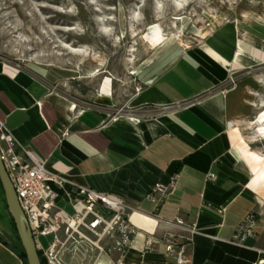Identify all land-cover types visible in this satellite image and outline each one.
Listing matches in <instances>:
<instances>
[{
	"label": "crops",
	"instance_id": "obj_1",
	"mask_svg": "<svg viewBox=\"0 0 264 264\" xmlns=\"http://www.w3.org/2000/svg\"><path fill=\"white\" fill-rule=\"evenodd\" d=\"M242 49L238 28L221 25L153 77L111 86L109 95L99 90L92 107L66 96L56 71L0 59V122L60 179L50 187L64 215H75L85 188L130 207L137 234L129 262L178 264L164 244L165 235L175 233L190 238L180 250L188 264H264V211L243 170L247 155L241 151L240 158L235 149L234 121L245 105L235 94H222L231 72L239 71L234 63ZM141 108L154 117L132 121L129 115ZM157 182H174L175 189L156 211L147 194ZM251 213L258 228L239 244L237 227ZM0 233V264H26L1 181ZM147 240L154 246L147 248ZM91 257L64 254L67 264H94ZM102 257L112 264L116 258Z\"/></svg>",
	"mask_w": 264,
	"mask_h": 264
},
{
	"label": "rangeland",
	"instance_id": "obj_2",
	"mask_svg": "<svg viewBox=\"0 0 264 264\" xmlns=\"http://www.w3.org/2000/svg\"><path fill=\"white\" fill-rule=\"evenodd\" d=\"M225 24L236 26L245 50L263 62L244 60V70L231 72L222 94H235L245 105L233 129L247 144V178L263 172L253 194L264 211V158L253 162L264 156V0H0V59L56 71L66 96L92 107L99 90L109 95L116 84L153 77ZM157 29L163 31L158 43L150 39ZM69 47L85 48L88 55ZM51 241L45 237L41 244Z\"/></svg>",
	"mask_w": 264,
	"mask_h": 264
},
{
	"label": "built area",
	"instance_id": "obj_3",
	"mask_svg": "<svg viewBox=\"0 0 264 264\" xmlns=\"http://www.w3.org/2000/svg\"><path fill=\"white\" fill-rule=\"evenodd\" d=\"M230 82L233 83L232 78ZM122 112L123 109H119L115 115ZM133 112L129 115L132 121L154 117L151 110L141 108ZM0 153L42 264H67L65 253L90 254L94 264L102 256H115L114 264H138L126 259L137 230L130 221L131 209L125 202L116 196L85 188L79 192L81 199L75 204V215L66 216L57 209V195L50 187L56 181L61 184L60 179L46 169V162L35 152L16 143L1 122ZM214 179L213 175L209 176L210 182ZM174 189V182L168 185L157 182L147 194V199L157 211ZM177 227L183 232L189 231L181 222H177ZM257 228V215L251 213L237 227L234 240L245 244ZM50 236L51 243L47 248L43 247L41 240ZM189 240L184 235L166 234L164 244L167 256L178 264H188L189 260L180 250L188 245ZM145 244L147 248L154 246L151 240Z\"/></svg>",
	"mask_w": 264,
	"mask_h": 264
},
{
	"label": "water",
	"instance_id": "obj_4",
	"mask_svg": "<svg viewBox=\"0 0 264 264\" xmlns=\"http://www.w3.org/2000/svg\"><path fill=\"white\" fill-rule=\"evenodd\" d=\"M0 181L3 191L5 192L6 205L10 212L11 219L15 224L16 232L18 233L21 246L24 249L28 264H42L40 261L37 247L35 246L34 238L28 229L26 219L24 218L21 206L19 205L16 191L14 190L10 177L7 175L4 163L1 160L0 153Z\"/></svg>",
	"mask_w": 264,
	"mask_h": 264
},
{
	"label": "bare ground",
	"instance_id": "obj_5",
	"mask_svg": "<svg viewBox=\"0 0 264 264\" xmlns=\"http://www.w3.org/2000/svg\"><path fill=\"white\" fill-rule=\"evenodd\" d=\"M181 3V2H180ZM178 5H179V3H178ZM136 13H135V17H136ZM178 21H182L183 22V24L185 25V24H187V22L189 21L187 18H182V19H178ZM242 23V22H241ZM189 24V23H188ZM103 28V27H102ZM106 30V29H105ZM154 32V31H153ZM163 32V31H162ZM162 32H161V30L160 29H157L156 30V32H155V34H154V36L153 37H151L150 39H151V41H154V42H156V43H158L161 39H162ZM109 34V33H108ZM124 34H126V33H124ZM176 35V34H175ZM181 35V34H180ZM164 36H165V34H164ZM180 37H182V36H180ZM123 39V38H122ZM120 40V39H119ZM125 40V39H124ZM240 40H241V42L244 44V45H246V41L241 37L240 38ZM149 43V42H148ZM181 43V42H180ZM150 45H153V44H150ZM174 45V44H173ZM172 47V46H171ZM176 47V45L174 46V48ZM70 48V47H69ZM155 48V47H154ZM70 50L73 52V53H75V54H78V55H83V56H86V55H88V52H87V50H85V48L83 49H76V48H70ZM173 50H175V49H173ZM172 50V51H173ZM180 50V49H179ZM165 51V50H164ZM166 51H168V50H166ZM175 52H177V50L175 51ZM166 53V52H165ZM163 54H164V52H163ZM239 56H238V59H237V61L234 63V67L236 68V69H243L244 70V67H243V61L245 60V61H251V62H253V63H258L259 65H262V61L260 60V59H258L256 56H254V54H253V52H252V49L250 50V51H246L245 49H242L241 51H240V53L238 54ZM251 69V68H250ZM109 82H110V80H109ZM261 127H260V129H259V133H260V135H262L263 137H264V124H262V125H260ZM237 143H236V145H235V149H236V152H237V154H238V156H240V158L242 157L240 154H241V151H242V149H245V155H247V148H246V146H247V144L243 141V138H239L238 136H237ZM238 144H241V146H239ZM260 155V154H259ZM262 158H264V156H257V157H255L254 158V160H253V162H254V164H257V162L258 161H260V160H262ZM257 173V172H256ZM263 175V172H258L256 175H252L251 176V179H250V182H251V184L253 185V186H257V183H258V181L261 179V176ZM107 259L105 258V257H102V260L100 261V262H98V264H104V261H106ZM108 261V264H112L109 260H107Z\"/></svg>",
	"mask_w": 264,
	"mask_h": 264
},
{
	"label": "trees",
	"instance_id": "obj_6",
	"mask_svg": "<svg viewBox=\"0 0 264 264\" xmlns=\"http://www.w3.org/2000/svg\"><path fill=\"white\" fill-rule=\"evenodd\" d=\"M1 236H3V234L0 233V237ZM10 246L13 250H16V247L13 244H11ZM18 251H19V255L23 258L24 262H26V264H28V262L26 260V255H25L24 249L21 247V249Z\"/></svg>",
	"mask_w": 264,
	"mask_h": 264
}]
</instances>
